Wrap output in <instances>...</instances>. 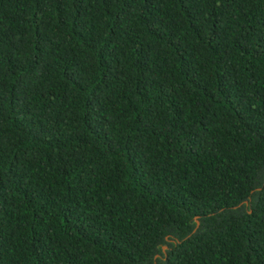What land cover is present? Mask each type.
<instances>
[{
	"label": "trees",
	"instance_id": "16d2710c",
	"mask_svg": "<svg viewBox=\"0 0 264 264\" xmlns=\"http://www.w3.org/2000/svg\"><path fill=\"white\" fill-rule=\"evenodd\" d=\"M0 264H264V0H0Z\"/></svg>",
	"mask_w": 264,
	"mask_h": 264
},
{
	"label": "water",
	"instance_id": "95a60500",
	"mask_svg": "<svg viewBox=\"0 0 264 264\" xmlns=\"http://www.w3.org/2000/svg\"><path fill=\"white\" fill-rule=\"evenodd\" d=\"M196 222H197V225H198V221L196 220ZM166 249V247H163V250H165Z\"/></svg>",
	"mask_w": 264,
	"mask_h": 264
}]
</instances>
